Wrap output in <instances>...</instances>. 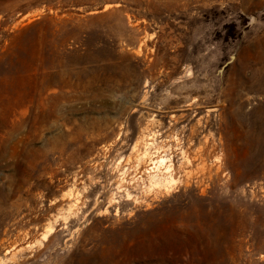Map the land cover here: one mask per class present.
<instances>
[{"label": "rangeland", "instance_id": "1", "mask_svg": "<svg viewBox=\"0 0 264 264\" xmlns=\"http://www.w3.org/2000/svg\"><path fill=\"white\" fill-rule=\"evenodd\" d=\"M0 264H264V0H0Z\"/></svg>", "mask_w": 264, "mask_h": 264}, {"label": "water", "instance_id": "2", "mask_svg": "<svg viewBox=\"0 0 264 264\" xmlns=\"http://www.w3.org/2000/svg\"><path fill=\"white\" fill-rule=\"evenodd\" d=\"M231 58H233V56H231ZM228 63H226L225 65H224V67L227 65Z\"/></svg>", "mask_w": 264, "mask_h": 264}]
</instances>
